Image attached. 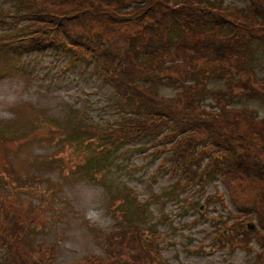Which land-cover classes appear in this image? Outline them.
<instances>
[{
	"label": "rangeland",
	"instance_id": "1",
	"mask_svg": "<svg viewBox=\"0 0 264 264\" xmlns=\"http://www.w3.org/2000/svg\"><path fill=\"white\" fill-rule=\"evenodd\" d=\"M20 1L0 0V17L13 19L0 25V233L11 227L12 223L5 224V219L14 216L27 228L16 232L17 244L14 237L9 240L17 249H0V264H16L24 251L31 259L26 264H47L42 260L48 259V264H92L85 262L88 254L104 256V235L122 227L106 208L118 191L115 184L123 196L138 195L139 201L123 204L122 208L134 214L140 211L141 204L154 212L157 221L165 220L154 227L155 233L164 237L157 241L163 264H264V247L256 240L245 245L235 236V227L232 238L217 240L227 222H254L262 228L256 211L248 213L236 206L223 176L214 169L203 171L201 185L192 186L174 176L171 167L178 160L167 161L174 141L165 138L166 132L147 136L138 143L120 144L108 158L100 155L99 145L104 137L106 148L112 147L105 135L122 129L124 118L134 117L130 102L105 83L95 61L85 55L76 58L57 43L43 50L22 48L18 36L38 24L10 16ZM207 1L222 13L233 8L230 17L241 18L224 27V34H207L216 36L219 32L221 37L235 38L236 31L239 35L245 32L244 25L254 29L253 37L248 36L249 59L242 63L250 73L243 74V80H250L252 92L256 79L264 81V22L260 14L264 13V0H254L253 4L251 0ZM127 9L119 11L125 13ZM178 33L173 30L171 34ZM195 81L191 78L187 84ZM233 82L226 84L218 76L206 87L226 93ZM150 90L166 98H173L178 92L166 83L150 84ZM185 95L192 98L189 91ZM225 95V105L249 113L260 137L264 130V100L245 98L242 91H227ZM204 96H194L195 103L219 112L213 106L216 100ZM241 126L242 133L251 131L250 126ZM201 147H197L196 156ZM104 166L110 172L101 181L92 168ZM255 189L263 190L264 184L259 183ZM257 191L238 196L242 205H256L260 195ZM260 209L264 210V204ZM154 224L156 220L150 219L144 228ZM38 248H42L41 254L39 250L35 254Z\"/></svg>",
	"mask_w": 264,
	"mask_h": 264
},
{
	"label": "trees",
	"instance_id": "2",
	"mask_svg": "<svg viewBox=\"0 0 264 264\" xmlns=\"http://www.w3.org/2000/svg\"><path fill=\"white\" fill-rule=\"evenodd\" d=\"M251 1L253 4L254 0ZM205 2L206 0H23L17 8L21 13H16L15 19H30L38 24L23 36H18L22 48L43 50L46 46L57 43L65 51H72L76 58L80 54L85 55L96 62L105 83L110 84L125 101L130 102L129 107L134 117L124 118L126 124L122 129L105 135L109 136L112 147L106 148L104 137L103 143L99 145L102 157L108 158L111 150L114 151L120 144L138 143L148 138L147 136L157 137L166 132L165 138L174 141L169 147L173 153L167 161L179 162L175 161L171 173L193 186L203 183L204 170L209 172L214 169L223 176L231 201L243 211H256L262 227L258 229L263 231L264 210L260 206L264 204V189L258 192L255 188L259 183L264 184V130L259 137L254 131L253 121L249 120V113L225 105L223 100L227 91L234 94L242 91L245 98L264 100V81L256 79L251 92L252 83L250 80L244 81L242 76L250 74L242 67V63L249 59L248 36L250 39L253 37L254 29L244 25V31L249 35L245 32L239 35L240 32L236 31V40L234 37H221L218 33L224 34V27L238 21L237 18L230 17L229 13H234V9L230 8L229 13H221L212 8L213 3L210 5ZM122 8L130 9L123 13L119 11ZM254 8L257 12L258 5ZM260 14L264 22V13ZM11 20L7 16L0 17V25L11 23ZM173 30H178L179 33L172 35ZM217 31L216 36L207 34ZM233 40L235 41L231 44ZM0 44H3L2 40ZM217 64L221 68H217ZM218 76L225 79L226 84L234 81L226 93L208 90L206 87L211 79ZM191 78L196 81L187 84ZM165 83L178 89L175 97L166 98L150 90V84ZM186 91L191 93L192 98H186ZM203 94L216 100L213 106H217L215 109L219 112L208 111L212 108L195 103L193 97L202 98ZM241 124L250 126L251 131L242 133ZM197 147L201 148L196 156ZM92 170L101 181L110 172L108 166L93 167ZM179 172L181 174L178 175ZM115 186L118 191L110 197L106 208L122 227L104 235V256L90 253L85 257V262L163 264L162 249L157 241L164 240V237L156 234L154 227L165 220L159 218L157 221L154 212L141 204L140 211L134 214L131 210L122 208L123 204L139 201L138 195L123 196L122 189L116 184ZM255 191L260 194L256 205L248 206V202L242 205L238 196ZM8 216L7 214L5 217ZM18 219L16 216L5 219V224L9 221L12 224L10 228L5 227L9 230L5 229L0 233V249H17L9 240L14 237V243L17 244L16 232H24L27 228ZM150 219H155L156 224L144 228ZM233 230L245 245L256 240L264 247V232L248 231L246 222H227L226 229L217 240L227 241L232 238L230 235ZM165 246L168 244L165 243ZM38 250L41 254L42 248L36 249L35 254ZM49 253L53 256V249ZM42 261L47 264L51 262L50 259ZM27 262L31 263V259L24 251L16 264Z\"/></svg>",
	"mask_w": 264,
	"mask_h": 264
},
{
	"label": "water",
	"instance_id": "3",
	"mask_svg": "<svg viewBox=\"0 0 264 264\" xmlns=\"http://www.w3.org/2000/svg\"><path fill=\"white\" fill-rule=\"evenodd\" d=\"M256 229V227H255V225L254 224H249V230H255Z\"/></svg>",
	"mask_w": 264,
	"mask_h": 264
}]
</instances>
